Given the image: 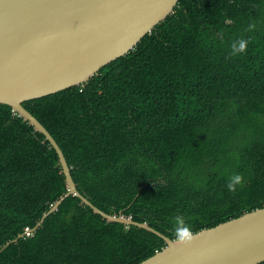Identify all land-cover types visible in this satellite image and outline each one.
<instances>
[{
    "label": "trees",
    "instance_id": "16d2710c",
    "mask_svg": "<svg viewBox=\"0 0 264 264\" xmlns=\"http://www.w3.org/2000/svg\"><path fill=\"white\" fill-rule=\"evenodd\" d=\"M23 105L109 214L178 239L184 225L193 234L264 207V0H179L87 82ZM67 191L50 141L0 103V264H138L166 246L76 195L35 228Z\"/></svg>",
    "mask_w": 264,
    "mask_h": 264
},
{
    "label": "water",
    "instance_id": "95a60500",
    "mask_svg": "<svg viewBox=\"0 0 264 264\" xmlns=\"http://www.w3.org/2000/svg\"><path fill=\"white\" fill-rule=\"evenodd\" d=\"M178 2L0 0V103L12 106L50 141L68 185L66 194L35 228L65 198L76 195L108 221L133 224L164 238L166 246L138 264H259L264 261V207L201 229L186 243L123 213L109 214L79 192L60 145L23 105L26 100L87 82L102 67L137 46Z\"/></svg>",
    "mask_w": 264,
    "mask_h": 264
},
{
    "label": "clouds",
    "instance_id": "9594fccd",
    "mask_svg": "<svg viewBox=\"0 0 264 264\" xmlns=\"http://www.w3.org/2000/svg\"><path fill=\"white\" fill-rule=\"evenodd\" d=\"M255 28V24H249L248 25V30H252ZM247 44L248 41L245 39H238V40H234L231 45V52L230 55L231 56H236L238 54H241L243 52H245L246 48H247ZM243 181V177L241 174L236 173L235 175H233L231 177V179L229 180V183L227 184V188L229 191H235L237 185H240ZM176 221L178 224L183 225V217H176ZM177 238L180 242H188L193 238V234L190 230V228L187 225H184L182 228H180L178 230L177 233Z\"/></svg>",
    "mask_w": 264,
    "mask_h": 264
}]
</instances>
